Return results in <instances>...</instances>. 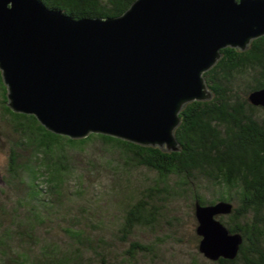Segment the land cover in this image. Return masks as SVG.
Instances as JSON below:
<instances>
[{
	"label": "trees",
	"instance_id": "obj_1",
	"mask_svg": "<svg viewBox=\"0 0 264 264\" xmlns=\"http://www.w3.org/2000/svg\"><path fill=\"white\" fill-rule=\"evenodd\" d=\"M41 1L80 19L120 16L135 0ZM220 53L203 74L211 99L189 103L179 114L175 152L100 134L55 135L34 116L11 111L0 72V134L11 137L0 184V264H91V253L99 264H117L102 233L112 227L126 246L123 262L153 264L158 249L135 238L137 228L155 231L168 205L183 202L196 229L195 203L217 201L232 204L229 215L217 218L242 236L238 254L210 261L197 250L200 260L191 264H264V108L248 101L264 88V36L246 51ZM141 170L154 175L150 182L136 177ZM52 224L68 241L46 242L37 252L41 229Z\"/></svg>",
	"mask_w": 264,
	"mask_h": 264
},
{
	"label": "water",
	"instance_id": "obj_2",
	"mask_svg": "<svg viewBox=\"0 0 264 264\" xmlns=\"http://www.w3.org/2000/svg\"><path fill=\"white\" fill-rule=\"evenodd\" d=\"M264 36V0H135L120 16L76 19L41 0H0V72L7 105L73 140L100 134L179 150V114L211 99L203 74L220 51ZM264 108V88L248 96ZM232 204L194 205L198 251L234 259L242 243L217 217Z\"/></svg>",
	"mask_w": 264,
	"mask_h": 264
},
{
	"label": "rangeland",
	"instance_id": "obj_3",
	"mask_svg": "<svg viewBox=\"0 0 264 264\" xmlns=\"http://www.w3.org/2000/svg\"><path fill=\"white\" fill-rule=\"evenodd\" d=\"M3 81V80H2ZM2 88H4V83L1 84ZM11 137L0 134V184L2 185V177L6 175L7 168V156L9 154L8 140ZM136 177L139 180H146L148 182L154 177V175L148 171L141 170L136 172ZM209 197V196H208ZM5 201V199L3 200ZM7 204H11V202L7 201ZM166 218L161 221V224L156 228L155 231L149 228H137L134 232V237L145 242L154 244L157 249V259L153 264H191L193 258L200 257L196 255L197 248H195L193 234L195 229V221L190 216L189 210L185 207V203H177L173 205H168V212L165 213ZM178 219V223L175 222L174 219ZM168 221V222H167ZM169 222L172 224L170 225ZM114 231V232H113ZM104 234V238L106 243H111L114 245L112 248L115 252L114 255L111 254L109 258H111V262L117 264H129L127 262H123V252L126 249L116 236L119 234L116 232V228H110L109 230L102 231ZM115 234V236H114ZM40 240L41 243L34 249L38 252L41 250V247L46 242H53L55 244H59L64 246L68 241L65 237L63 231L54 226L52 227H43L40 232ZM115 237V239H114ZM104 251L107 252L110 248L107 245L103 247ZM99 251V249L97 250ZM91 255V264H99L97 259H94ZM149 259L138 258L137 264H150ZM201 262H199L200 264Z\"/></svg>",
	"mask_w": 264,
	"mask_h": 264
}]
</instances>
